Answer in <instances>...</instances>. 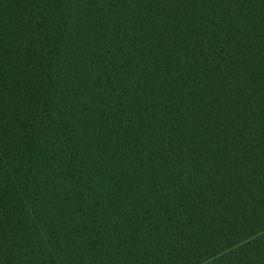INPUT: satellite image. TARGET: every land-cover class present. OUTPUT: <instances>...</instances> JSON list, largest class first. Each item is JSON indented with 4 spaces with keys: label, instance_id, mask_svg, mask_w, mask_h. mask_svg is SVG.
Segmentation results:
<instances>
[{
    "label": "trees",
    "instance_id": "16d2710c",
    "mask_svg": "<svg viewBox=\"0 0 264 264\" xmlns=\"http://www.w3.org/2000/svg\"><path fill=\"white\" fill-rule=\"evenodd\" d=\"M0 264H264V0H0Z\"/></svg>",
    "mask_w": 264,
    "mask_h": 264
}]
</instances>
